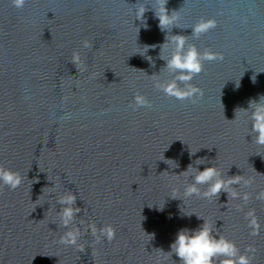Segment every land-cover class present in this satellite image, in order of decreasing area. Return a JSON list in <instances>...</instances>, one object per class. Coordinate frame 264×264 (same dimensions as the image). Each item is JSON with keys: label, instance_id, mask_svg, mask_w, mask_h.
Returning <instances> with one entry per match:
<instances>
[{"label": "water", "instance_id": "water-1", "mask_svg": "<svg viewBox=\"0 0 264 264\" xmlns=\"http://www.w3.org/2000/svg\"><path fill=\"white\" fill-rule=\"evenodd\" d=\"M141 6L147 28L135 19ZM158 8L159 0H26L23 8L0 0V164L25 177L15 190L0 188V264H156L157 249L170 251L181 229L204 219L241 251L254 246L253 264H264V201L255 199L264 190V147L249 118L234 120L237 108L264 95V0H168L179 18L163 31ZM202 19L215 27L192 34ZM176 34L186 36L185 50L223 56L204 61L192 81L204 92L195 103L165 95L150 77L177 75L161 59L175 51L161 46ZM85 39L92 48L82 47ZM145 45L156 47L144 52ZM76 50L80 71L71 61ZM137 92L151 108L132 106ZM190 164L201 171L216 164L225 179L251 177L250 187H233L253 198L244 204L224 191L184 198L192 178L175 175ZM174 188L180 198L171 197ZM67 191L77 196L82 230L112 224L113 241L96 244L89 232L83 251L59 242L66 229L57 199ZM250 209L262 224L257 236L245 219ZM167 264L181 261L173 254Z\"/></svg>", "mask_w": 264, "mask_h": 264}, {"label": "clouds", "instance_id": "clouds-1", "mask_svg": "<svg viewBox=\"0 0 264 264\" xmlns=\"http://www.w3.org/2000/svg\"><path fill=\"white\" fill-rule=\"evenodd\" d=\"M13 3L15 7L23 8L26 0H13ZM167 4L168 0H159V8L155 10V17L158 18L159 27L162 31L166 30L168 26L175 24L179 18L176 11L169 14ZM146 11L148 9L142 6L135 11V19L140 20L145 28L148 27L145 20ZM215 25L216 21L214 19H202L193 26L192 34L199 35L207 32L209 29L215 27ZM136 28L139 32V28ZM169 43L175 45V51L170 57L161 55V59L166 61L165 67L174 70L177 75L170 80H164L159 74H153L150 76L153 85L169 97L177 100L191 99L195 103L198 98L203 97L204 92L198 85L193 84L192 81L203 72L204 61L223 59V56L210 50L201 53L195 45L185 50L187 40L186 36L182 34L172 35L170 38L167 35L166 41L161 46L162 52L168 47ZM82 47L92 48L93 45L85 39L82 41ZM155 47L156 45H145L144 52H148L150 48ZM136 53L143 54L141 52ZM148 59L151 61V57H148ZM71 61L80 71L83 61L79 50L72 53ZM251 79L253 83H256L255 75ZM240 86V80L235 81V88L237 90ZM132 106L137 109L151 108L152 102L146 95L137 92L132 101ZM238 113L243 114L242 118L247 117L251 120L250 134H254V142L257 145L264 147V95L260 96L259 101L255 99L250 100L247 109L237 108L234 120L238 119ZM192 154L195 153L192 152ZM165 162L173 168L178 167L176 162L171 159ZM204 163V159L196 161L197 165ZM181 175L192 178L191 182L186 183L184 186V198L195 195L211 200L219 197L221 191L227 192L229 198L232 200H242L244 204H247L253 198V192H241L238 190V187H233V185L250 187L253 184L251 177L236 175L225 179L223 172L216 164L206 167L202 171L190 164L187 170L175 176L179 177ZM24 179L25 177L21 172L14 171L0 164V188L8 186L10 189L15 190L24 183ZM203 185H207V187L202 189L201 186ZM171 197L180 198V190L174 188ZM255 199L264 201V190L256 192ZM76 201L77 196L71 191L59 195L57 199V203L62 206L58 212L59 224L66 229L60 236L59 242L65 246H74L78 251H83L86 244L81 243V238L86 233H91L96 244H99L104 239L109 242L113 241L116 238V228L112 224L97 227L95 223H90L84 225L82 230L81 226L76 223L78 214L81 212V208L76 206ZM238 207L241 210L243 209V205H239ZM163 208L159 207V210L163 211ZM185 214L191 216L193 213L185 212ZM245 219L248 221L249 234L251 236L259 235L262 224L255 214V209H250L246 212ZM204 221L203 225L197 229H181L171 244L170 251L165 252L162 249H157L161 255L158 257L156 264H167L168 258H172L173 254L179 257L181 264H253L257 251L254 246L249 245L244 251H241L235 240L225 235H219V238H217L214 234L215 228L213 223L205 219ZM80 223L83 224V222Z\"/></svg>", "mask_w": 264, "mask_h": 264}]
</instances>
